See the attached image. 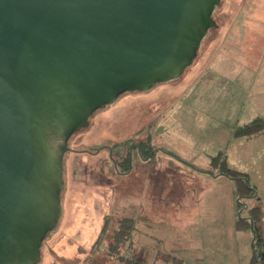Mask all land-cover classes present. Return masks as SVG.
<instances>
[{
  "label": "water",
  "instance_id": "95a60500",
  "mask_svg": "<svg viewBox=\"0 0 264 264\" xmlns=\"http://www.w3.org/2000/svg\"><path fill=\"white\" fill-rule=\"evenodd\" d=\"M222 1L0 0V264H41L70 137L121 93L180 77Z\"/></svg>",
  "mask_w": 264,
  "mask_h": 264
},
{
  "label": "rangeland",
  "instance_id": "374dc122",
  "mask_svg": "<svg viewBox=\"0 0 264 264\" xmlns=\"http://www.w3.org/2000/svg\"><path fill=\"white\" fill-rule=\"evenodd\" d=\"M262 4L264 5L261 0H223L215 9L214 17L219 21L231 20L236 11L244 7L241 20H260L264 7ZM221 28L222 26L216 27L217 31L210 30L203 39L199 53L206 48L211 38ZM198 56L176 79L158 82L147 91L121 93L114 103L95 110L90 118V125L73 133L68 141L70 149L64 155L65 188L62 194L61 220L58 229L42 244L45 252L41 264H124L119 255L116 253L111 255L108 252L105 241L99 242L97 246L95 242L106 215L115 220L127 216L135 217L137 227L141 229L149 225L148 214L137 209L144 197L136 191L140 184L141 192L145 191L146 194V199L141 202L142 208L149 204L158 208L155 224H151L155 234H158L157 237L167 238L168 243L189 241L190 250H198L196 247L202 244L204 247H209L211 258L216 253L213 250L216 246L221 250L216 259L222 264H240L246 253H251L253 239L251 229L242 230L243 234L238 233V241L242 243L245 240V243L239 246L241 250L238 252L237 247H233L234 243L237 246L236 233L233 235L228 233L230 226L234 228V221L238 216L237 194L233 180L229 179L234 188L223 184L219 186L208 181L207 177L201 179V174L199 177L194 175V170L183 165L189 175L187 178L183 177L184 182L182 181L190 190L188 202L181 203L180 195L175 194L177 189L185 185L178 184L181 180L172 178L178 185H172L170 182L164 190L167 192L166 195H162L159 194V191H163L162 184L158 183L160 189L157 193L158 201L154 203L152 200L154 195L150 192L156 186L155 181L151 185L148 178H142L144 184L138 180V159L141 158L137 151L139 149L133 148L134 170L126 174H117L109 156L110 146L114 147L115 151L122 152L129 149L127 141L129 144L145 138L146 131L140 130L148 124H152L151 136L149 132L152 145L171 152L172 150L168 148L169 144L173 150L178 148L182 149L180 151L184 154L192 153L194 157L191 159H195V163L199 166L206 162L207 154L203 150L209 151L212 147L224 143V146L228 145L232 152L252 147L254 160L244 159V156L241 158L242 165L246 167L249 180L256 186L264 206V147L262 148L257 141L250 142L246 146L240 145V148H234V144L231 143L233 137L241 138L234 136L235 128L243 124L241 121L237 122L240 114L238 112L233 114L230 107H225L224 110L221 108L225 115L214 118L208 113L200 112L203 111V107L197 110L196 106H191L194 105L192 101L198 97L195 91L188 95L185 91L195 82V75L198 73L196 70ZM208 99L210 101V98ZM190 102H192L189 106L191 109L188 112L185 109L186 104ZM213 113H216L215 109ZM256 116H253V119ZM156 120H159V124L163 126L154 130L153 124ZM117 143L120 144L116 146ZM97 148L98 150L95 151ZM222 149L225 151L227 148L222 147ZM143 164L142 161V166ZM208 168L202 171L209 173ZM199 186L205 190L202 194L196 191ZM68 188L75 190L71 195L72 199L64 197ZM246 201L251 204L253 199L248 198ZM200 212L203 217L199 216ZM164 213L167 215L166 219ZM167 220L174 224H171L172 228L163 222ZM199 221L201 224L198 225ZM198 226H204L205 230L211 231L206 232L202 240L199 238L202 233L198 232ZM213 230L215 232H212ZM176 235L185 240L181 238L169 241L171 236ZM123 248L121 252L125 255L132 254L131 248ZM239 252L241 254L238 255ZM167 254L160 255V264H172L169 259L166 260Z\"/></svg>",
  "mask_w": 264,
  "mask_h": 264
},
{
  "label": "crops",
  "instance_id": "0c3cea01",
  "mask_svg": "<svg viewBox=\"0 0 264 264\" xmlns=\"http://www.w3.org/2000/svg\"><path fill=\"white\" fill-rule=\"evenodd\" d=\"M261 1L264 3V0ZM262 6L264 5L262 4ZM243 8L244 7L238 9V13L236 11L235 16L231 20L220 21L222 23V28L211 38L209 43L206 45V48L202 49L199 53V56L201 57L198 56L199 59L197 60L196 70H198V73L195 75V82L185 91L187 92V95L195 91L198 98L194 99L192 101L193 103L190 102L186 104L187 108L185 110L188 112L191 109L189 106L192 103L194 105L191 106H196L197 110L200 109L199 107H203V111L200 112L208 113L214 118H221L223 114L225 115V113L222 112V109L224 110L225 107H230L232 111L231 113L233 114H236V112L240 114L237 122H248L252 120L255 115H257L256 117L264 118V7L262 8V17L260 20H241L243 16L242 14H244ZM215 30L217 31L218 29ZM210 64H212V67H210ZM208 98H210L211 102ZM214 109L216 110V113H213ZM216 125L218 127V124ZM159 126L162 127L163 124H159V120H156L153 124L154 130L159 128ZM151 129L152 128L149 130L150 136L152 131ZM253 141H257L262 148L264 147L263 134L249 138L233 137L231 139V143L234 144V148H240V145L246 146V144H250V142ZM236 144H238L239 147L236 146ZM224 145L225 143L212 147V150L209 151L203 150V152L207 154V158L205 159L206 162L202 165L203 167L197 165L195 163V159H191L194 157V154L192 153L190 154L186 152L184 154V152L180 151L182 149H178L175 146L176 150H173L170 148L169 144L168 148L172 150L171 152L164 151V149H162L163 147L158 148L155 145H152L155 147L153 157H151L148 161L141 158L138 159V180L144 184L142 178H148V182L151 185L153 181H155L156 186L153 188L152 192H150L151 195H154V198L152 199L154 203H157L158 201L157 195L161 193L162 195H166L167 192L164 190H166L167 186L170 185V182H172V185L184 184L182 183V181L184 182L183 177L187 178L189 175H187L183 165H187L189 168L194 170V175L199 177L201 174V179L207 177L209 179L208 181H212L213 184L219 186L223 184L233 187L231 178L218 173H205L202 170L209 167L210 157L219 151H223L222 147H225L227 148L225 153L229 166L246 172V167L242 165L243 163L241 158L245 156L244 159L253 161L254 150L250 147L232 152L228 145ZM231 154L235 155L232 156ZM142 161L144 163L143 166ZM133 170L134 167L132 168V171ZM117 174L119 175L122 173L117 171ZM172 178L173 180L177 178L181 181L177 184L172 180ZM158 183L162 184L161 189H163V191H159V194H157L158 190H160L158 189ZM199 187L200 188L196 189V191L202 194L205 190L202 189L203 187ZM141 189L142 186L140 184L138 185L136 191L139 192V194L144 195V197L143 200L139 198L141 201L139 206H137V209L138 211H145V213L148 214L147 217L149 219V225L144 226L142 229L138 228L136 218L133 217L135 219V228L132 232L130 240L125 246L132 249V256H139L148 262H156L157 264H160V255L174 253L186 264H222L219 262V259H216L218 257V252H221L220 248L218 249L216 246L213 247V250L216 253L211 258L209 247H204L202 244L196 247L198 250H190L189 241L168 243L167 238L157 237L158 234H155L151 224H155L156 212L158 208H156V205V207H152L150 204L144 209L142 208L141 202L146 199V194L145 191L141 192ZM189 191L190 190L186 188V185L183 188L177 189L175 194L177 196H181H179L181 203L186 204L188 202V195L190 194ZM74 192V189L68 188L64 193V197L66 196V198L68 197L72 199L71 195H73ZM171 193L173 194V192ZM107 216L108 215H106V217ZM199 216L203 217L202 212H200ZM164 218H167L165 213ZM163 222H166V224L172 228L171 224L173 223H171L170 220ZM199 224H201V221L198 222V225ZM233 227L234 228L230 226L228 233L232 235L236 233L235 238L237 240V246L234 243L233 247H237L236 251L238 252L241 250V247L239 246L242 245V243H245V240L242 243L238 241V233L243 234L244 232L242 230H238L235 225ZM208 231L211 232L210 230H205L204 226H200L198 228V232L202 233L201 236L203 238L201 236H199V238L201 240L204 239L206 232ZM212 232L215 231L213 230ZM181 238L183 237L177 235L171 236L169 241H172L173 239L179 240ZM183 239L185 240V238ZM102 241L106 242L107 249H109V240L104 239ZM239 254H241V252H239L238 255ZM251 254L252 251L251 253H246L244 260H240V264H248Z\"/></svg>",
  "mask_w": 264,
  "mask_h": 264
},
{
  "label": "trees",
  "instance_id": "16d2710c",
  "mask_svg": "<svg viewBox=\"0 0 264 264\" xmlns=\"http://www.w3.org/2000/svg\"><path fill=\"white\" fill-rule=\"evenodd\" d=\"M217 23L218 26L211 27L208 33L211 29L215 30L216 27L220 26L219 21H217ZM199 50L200 49H198L197 56ZM139 91L141 90L128 92ZM151 125L152 124H148L146 127H143L141 131L147 130L148 132L151 128ZM262 134L264 135V118L262 117H256L248 122L238 125L234 130V136L236 137L249 138ZM118 144L120 143H117L116 146ZM127 145L129 149L127 148L128 150L125 151V154L118 158L117 154L115 153L113 159L116 163H114L116 172L118 171L122 174H126L131 171L130 149L133 148V143L128 144L127 141ZM140 145L142 155L144 156L149 155V153L153 150L150 147V138H148L146 142H141ZM97 150L98 148L95 151ZM208 172L212 174L218 173L225 175L234 181L238 206V216L235 220V226L238 230L251 229L253 233L251 244L252 254L248 264H264V206L256 186L251 184L248 173L229 166L225 151H219L210 157ZM248 198L253 199L251 204H248L246 201ZM111 228H113L112 231H110ZM134 228L135 219L132 217H122L115 220L107 216L95 245L97 246V244L104 239L109 240L110 243L108 252L111 255L115 253L119 255L124 264H157L156 262H148L142 257L125 255L124 252H121V250L124 249L123 247H125L126 243L130 240ZM96 248L97 247H95V249ZM168 259L172 262V264H186L174 253H168L166 260Z\"/></svg>",
  "mask_w": 264,
  "mask_h": 264
},
{
  "label": "flooded vegetation",
  "instance_id": "af4514ba",
  "mask_svg": "<svg viewBox=\"0 0 264 264\" xmlns=\"http://www.w3.org/2000/svg\"><path fill=\"white\" fill-rule=\"evenodd\" d=\"M140 131H141V130H140ZM145 131H146V133H145V134H146V137L143 138V139H141V140H139V141L134 142V143H133V148H137V149H139V150H137V151L139 152L141 159H144V160L148 161V160L151 159V157H153V155H154V153H155V148H154V147L152 146V144H151L150 147H151L153 150L149 153V155H147V156L142 155V150H141V145H140V143H141V142H146V141L148 140V138H149V132H150V131L147 132V130H145ZM133 148L130 149V168H131V171H130V172H132V168H133V153H134ZM115 153L117 154V157L119 158V157H121L122 155L125 154V151L118 152V151H115V150H114V147L110 146V154H109V156L111 157V160H112L113 163H115V161L113 160V159H114V154H115ZM115 164H116V163H115ZM130 172H128V173H130Z\"/></svg>",
  "mask_w": 264,
  "mask_h": 264
}]
</instances>
